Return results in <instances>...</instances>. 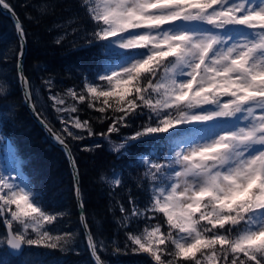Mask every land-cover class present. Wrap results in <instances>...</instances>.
Returning <instances> with one entry per match:
<instances>
[{"label": "snow or ice", "instance_id": "obj_1", "mask_svg": "<svg viewBox=\"0 0 264 264\" xmlns=\"http://www.w3.org/2000/svg\"><path fill=\"white\" fill-rule=\"evenodd\" d=\"M0 7L15 15L8 0ZM79 8L84 19L77 14L67 24L86 20L85 43L115 47L124 58L86 77L79 90L49 89L62 128L48 130L75 170L76 196L79 170L69 138L99 135L119 155L131 142L163 134L170 150L141 155L137 164L143 168L136 183L143 206L131 191L128 207L116 201L124 248L147 254L148 264H264V0H79ZM16 28L18 76L31 100L32 84L21 66L27 34L18 21ZM67 34L54 42L61 44ZM5 90L0 84V93ZM78 103L98 115L81 118ZM93 120L108 122L106 131L94 132ZM123 128L134 130L113 143L111 135ZM108 182L113 191L122 187V174ZM78 207L89 252L103 264L101 250L121 249L92 232L82 197ZM67 215L44 202L18 158L14 169L0 171V223L11 249L72 248L78 233L57 227Z\"/></svg>", "mask_w": 264, "mask_h": 264}, {"label": "trees", "instance_id": "obj_2", "mask_svg": "<svg viewBox=\"0 0 264 264\" xmlns=\"http://www.w3.org/2000/svg\"><path fill=\"white\" fill-rule=\"evenodd\" d=\"M14 6L15 18L27 34L23 44L22 71L32 84L30 104L36 115L47 127L59 132L62 128L59 113L52 107V94L63 93L69 87L83 88L84 79H91L106 67L122 61L123 54L115 47L105 49L99 42L85 43L83 24L68 25L74 15L83 20L79 0H8ZM47 5L45 12L38 10ZM31 17V18H30ZM81 30L72 33V28ZM90 31V27H88ZM67 32L61 44L54 41ZM20 51L19 38L11 17L0 11V84L6 90L0 93V156H4L2 146H11L15 163L20 161V171L40 192L44 202L57 211H67V217L57 227L78 233L75 244L68 250L51 249L43 245H23L18 255L9 254L4 247V228L0 223V264H94L86 247L78 206L73 194V176L64 152L51 144L43 130L26 111L16 75L17 53ZM50 81V84L44 83ZM70 102H74L69 98ZM81 118L88 114L98 115L84 103ZM146 119V117H145ZM107 123L92 121L96 133L104 132ZM135 124L140 123L136 120ZM79 132L80 130L73 129ZM134 128H123L119 134H112L111 141L118 143L131 134ZM177 135H180L178 133ZM72 156L79 170V188L84 204V214L93 233H99L108 241L115 240L120 251L111 246L99 252L103 264H148L147 254L124 248L125 232L116 223L121 216L117 200L127 204V195L144 202V192L136 187L137 178L143 168L137 167L141 155H160L172 147L171 140L163 134L155 138H145L131 142L123 154L111 151L109 141L99 135L87 136L81 141L69 138ZM99 148H94L95 145ZM84 146L93 147L91 152L82 151ZM16 167V165H15ZM115 170V171H114ZM116 173L122 174L123 186L114 191L108 182ZM105 176L101 180L100 176ZM111 193V194H110ZM79 197V199L81 198ZM111 209V211H109ZM143 227V225H140ZM135 225H133V228Z\"/></svg>", "mask_w": 264, "mask_h": 264}, {"label": "water", "instance_id": "obj_3", "mask_svg": "<svg viewBox=\"0 0 264 264\" xmlns=\"http://www.w3.org/2000/svg\"><path fill=\"white\" fill-rule=\"evenodd\" d=\"M0 11L3 12V13H5V14H7V15H9L11 17V19L13 21V24H14V27H15L16 35L19 38L18 31H17V28H16L17 20H16L15 16L12 13H10L8 10L3 9V7H0ZM19 42L21 44L20 38H19ZM23 50H24V46H23ZM17 60H18V57H17ZM16 75H17V79H18L19 88H20V91H21L22 101H23V104H24V107H25L26 111L33 118V120L38 124V126L43 130V132L45 133V135H46L47 139L49 140V142L51 144L59 147L64 152V155L67 158V161L69 163V168H70L71 174L74 177V171L75 170L73 169L72 165L70 164L69 157L66 155L64 147L55 139V137L53 136L52 132H50L48 130L49 128L43 123V121L41 119H39V117L34 112V110H33L32 106H31L29 100L26 98V96H25V90L22 87L21 80H20V78L18 76V67H17V65H16ZM73 194H74V197H75V201L77 203V206H78L79 197L76 196L75 191H74V180H73ZM78 211H79V220H80V212H81V209L79 207H78ZM81 227H82V225H81ZM3 228H4V226H3ZM4 232H5V229H4ZM86 245H87V242H86ZM4 247H5L6 251L9 254L13 255V256L20 254V252L22 251V250L21 251H17V250L11 249L9 246H7L6 240L4 241ZM22 248H23V245H22ZM91 259L94 262V259H93L92 256H91ZM94 264H95V262H94Z\"/></svg>", "mask_w": 264, "mask_h": 264}, {"label": "rangeland", "instance_id": "obj_4", "mask_svg": "<svg viewBox=\"0 0 264 264\" xmlns=\"http://www.w3.org/2000/svg\"><path fill=\"white\" fill-rule=\"evenodd\" d=\"M2 149H3L4 156H2V157L0 156V171L8 172L10 169L15 168L16 163H15L14 157L12 155V151L10 150L11 146L8 143H5L2 146ZM82 230L84 232L83 228H82ZM85 242H86V240H85ZM86 247H87V245H86Z\"/></svg>", "mask_w": 264, "mask_h": 264}]
</instances>
